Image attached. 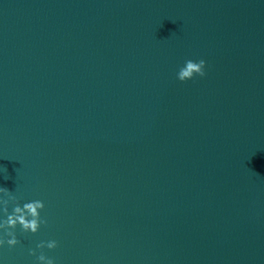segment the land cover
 Instances as JSON below:
<instances>
[{
	"label": "water",
	"instance_id": "obj_1",
	"mask_svg": "<svg viewBox=\"0 0 264 264\" xmlns=\"http://www.w3.org/2000/svg\"><path fill=\"white\" fill-rule=\"evenodd\" d=\"M6 199L0 264H264V0H0Z\"/></svg>",
	"mask_w": 264,
	"mask_h": 264
},
{
	"label": "clouds",
	"instance_id": "obj_2",
	"mask_svg": "<svg viewBox=\"0 0 264 264\" xmlns=\"http://www.w3.org/2000/svg\"><path fill=\"white\" fill-rule=\"evenodd\" d=\"M206 61L201 59L198 62L193 60H187L183 67H181L177 73V78L181 82L194 79L197 75L200 77L206 76L205 72ZM5 195L9 196L11 201H16V197L12 195L7 189H2ZM3 211L7 214V219L3 223H0V229H3L8 239L0 238V247L7 244L10 247H15L20 241L17 239L14 229L20 226L25 233L35 234L40 230L41 224H46L47 221L41 218V210L44 209L45 204L42 201L36 200L32 202L24 203L22 206L17 202L12 212H8L9 200H2ZM38 248L55 249L58 247L56 241L41 242L37 245ZM32 255H36L35 250L31 252ZM40 264H55L53 258L46 256L43 252L37 257Z\"/></svg>",
	"mask_w": 264,
	"mask_h": 264
}]
</instances>
